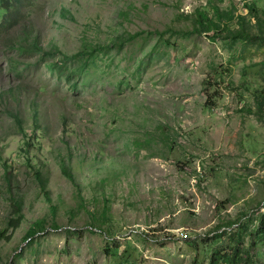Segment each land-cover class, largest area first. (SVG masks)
Wrapping results in <instances>:
<instances>
[{"label":"rangeland","instance_id":"1","mask_svg":"<svg viewBox=\"0 0 264 264\" xmlns=\"http://www.w3.org/2000/svg\"><path fill=\"white\" fill-rule=\"evenodd\" d=\"M22 15L0 31V230L13 195L24 213L0 264H211L233 241L264 264V0Z\"/></svg>","mask_w":264,"mask_h":264},{"label":"trees","instance_id":"2","mask_svg":"<svg viewBox=\"0 0 264 264\" xmlns=\"http://www.w3.org/2000/svg\"><path fill=\"white\" fill-rule=\"evenodd\" d=\"M32 5H33V0H0V31H1L2 27L5 25L12 26L14 23H18L19 22V21H17L18 18H20V17L22 18V17L26 16V15H22L23 8L30 7ZM250 7H252V6H250ZM252 9H253V7H252ZM213 11H216L217 14H220V8L217 7L216 4H214ZM200 16L205 21L209 22V19H208L205 12L201 13ZM19 43H20V45H19L20 48L24 49V50L25 49H31V50L36 51V50L40 49V39L38 36L33 35V33L30 36H26V32L24 31V37L21 41H19ZM81 55H82V53L77 54V56H81ZM76 74H78V73L74 70L70 73H67L66 78L68 80H71L72 77ZM209 98H208V100H209ZM209 105H212V104H209ZM62 170H63V173L66 177H68L70 180H73V176L70 173V170L65 165H63ZM35 175L37 176L39 182L42 185H45L46 180H45L44 176H42L39 171H36ZM11 200H12V207H13L12 212H13V214H15V216H11L8 219L7 226L5 229L0 230V235L3 234L4 231H7L8 228L17 229L19 227L21 221L24 218L22 199L13 195ZM241 216L242 217L248 216V213H242ZM232 224H234V223L221 224L218 226V229H221V230L225 229L227 227L232 226ZM40 226H41L40 221H38V223H35L34 226H31L25 234L26 239H29L33 235H35L37 233V231H39ZM262 233H264V229H263ZM217 237H221V234H218ZM236 244H237L236 241H233L232 244L229 247H227L229 250L224 249V248L221 251L218 250L223 255L222 260L226 264H242L240 261L241 256H242L241 255L242 246L236 245ZM214 260H216V259H213V261ZM222 260L218 259L217 263L216 262L213 263V261H212L211 264H219V263L221 264Z\"/></svg>","mask_w":264,"mask_h":264}]
</instances>
